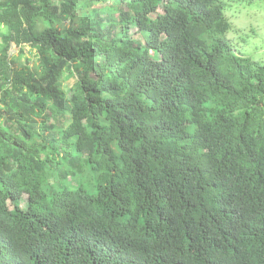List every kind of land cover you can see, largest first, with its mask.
Listing matches in <instances>:
<instances>
[{"label": "trees", "instance_id": "1", "mask_svg": "<svg viewBox=\"0 0 264 264\" xmlns=\"http://www.w3.org/2000/svg\"><path fill=\"white\" fill-rule=\"evenodd\" d=\"M254 1L0 0V264H264Z\"/></svg>", "mask_w": 264, "mask_h": 264}, {"label": "rangeland", "instance_id": "2", "mask_svg": "<svg viewBox=\"0 0 264 264\" xmlns=\"http://www.w3.org/2000/svg\"><path fill=\"white\" fill-rule=\"evenodd\" d=\"M225 16L231 23V31L227 38L235 49V52L242 56H249L256 61L264 62V2L255 0L250 5L236 6L229 5L225 9ZM64 27V26H63ZM132 30V38L138 39L139 35L135 29ZM16 53V48L11 50ZM152 56H155L151 53ZM156 57V56H155ZM27 60H32L28 50L18 58V63L23 65ZM65 78V88L71 86L73 79ZM53 123V120H50ZM38 130V125L35 127Z\"/></svg>", "mask_w": 264, "mask_h": 264}]
</instances>
